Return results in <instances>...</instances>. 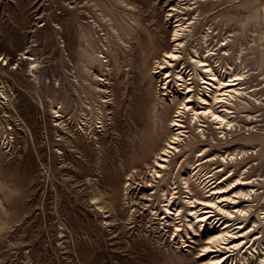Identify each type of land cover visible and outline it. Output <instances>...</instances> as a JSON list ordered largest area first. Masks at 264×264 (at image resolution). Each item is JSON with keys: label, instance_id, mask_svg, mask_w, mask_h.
I'll use <instances>...</instances> for the list:
<instances>
[{"label": "rangeland", "instance_id": "obj_1", "mask_svg": "<svg viewBox=\"0 0 264 264\" xmlns=\"http://www.w3.org/2000/svg\"><path fill=\"white\" fill-rule=\"evenodd\" d=\"M263 35L264 0H0V264H207L197 257L211 227L187 221L188 199L204 193L178 173L201 150L248 154L202 177L251 181L246 198L226 194L238 204L220 203L243 214L218 215L215 231L230 221L248 233L219 253L225 264H264ZM207 57L220 79L243 74L249 97L230 106L232 130L203 119V144L186 113L190 137L155 179L154 157L138 166L132 150L150 149L156 126L155 151L175 132L179 73L196 101L210 93L194 62Z\"/></svg>", "mask_w": 264, "mask_h": 264}, {"label": "bare ground", "instance_id": "obj_2", "mask_svg": "<svg viewBox=\"0 0 264 264\" xmlns=\"http://www.w3.org/2000/svg\"><path fill=\"white\" fill-rule=\"evenodd\" d=\"M166 58L170 59L172 63V61H177L179 59V56L175 51H172L168 52ZM194 62H196L197 65L202 68L204 73H209V75L211 76L210 78H207V81L206 78H201V81L202 79H205V81L203 82L204 84L211 86L209 89L210 93L208 95L201 96L199 99L200 102L196 101L194 99L195 89L193 88L192 83L187 81L182 73H179L178 79L179 82H181L180 86L182 87L181 90L183 91L179 96H174L173 99V104L178 105L176 115H174L171 120V127L175 129V132L171 135L170 139L166 141V144L163 143L165 144V147L160 152L157 150V152L155 151V145L157 144V141L154 137L156 136L157 132L156 126V128L154 130L152 129L153 131L148 136H146V141L149 142L148 144L151 148H147V150V146L144 147L145 145L141 138L142 141L137 143L132 150L133 155H135L136 157L134 164L136 163L138 166L141 161L144 162L149 160L150 155L151 157H154L155 165L153 166V175L156 176L155 179L163 178L166 174V171L172 170L170 167L172 157L171 154H173L174 152H176L175 155L181 153V143L185 141L187 142L188 137H190L189 131L186 130L188 127L185 126L184 122V115L186 113L192 115L191 123L194 121L193 123L198 127V130L202 136L201 144H203L207 142L205 133L206 121H204L203 119H210L208 121L213 122L218 129H222L223 133H225L226 130H232V127L234 126V122L232 120L234 111L230 106L234 105L235 101H242V98L249 97L248 93H246V88L243 87V74H232L231 76H229L230 79L223 80L218 77L217 72L215 71L208 57L205 60L196 59L194 60ZM171 63L169 62L167 64L172 66ZM167 67L168 66L163 65L161 68ZM167 78H169V75H167ZM184 87L185 89H183ZM175 100L177 101L175 102ZM183 137L184 139H182ZM203 151L204 150L200 151V153L198 154V159L196 161H193L192 158L189 157L184 159L179 166L178 173L180 174V177L183 178V183L187 185V192H189V194L191 195L194 191H200L204 193L203 198L198 197L197 194H193V196L190 198L188 197L189 199L187 203L189 204V215H187V221L190 223L189 226L194 231H196V226L203 227L209 225L211 227L208 229L209 237L207 245L203 247V254L197 257V259L203 260L208 258L207 264H225L228 258L223 255H219V253L222 252L223 249H227V252H231L232 250H229L230 248L239 249L240 247H243V241L238 242L235 240H240L241 238L246 237L248 233L244 231L246 229L245 227H243L242 225L235 226V224H231L230 221L224 222L220 225L217 232L215 231L218 223H220V221L216 223L218 215L226 214L229 219L231 218L232 220L233 218L237 217V215L235 214L236 212L240 213L241 215L244 212V210L242 209H238L237 211L226 210L220 205V203L227 201L231 204H238L239 201L235 200L236 197H232L226 194L234 192L236 189H240L239 193L237 194L243 195L246 198L247 196H249V193H245L243 190H241V188L243 186L251 185V181L245 179L244 177H239L235 181L228 183L227 186H220L223 183L222 181L220 182V185L218 184L217 186H213L216 184V182H213V179H211L214 176L213 174H211L212 171L205 174V179L202 177L203 167L204 165L217 160L221 161L224 164H229L230 162H233L235 160L244 159L246 156H248V154L246 152H242L238 154H231L229 156L221 155L217 158L216 155L208 156L206 155V151ZM221 171H223V169H220L217 172ZM232 175L233 173L227 179L232 177ZM196 188H200V190H196ZM175 189H178V187H176ZM176 193L178 195V192H175V194ZM218 194H220L219 197H217ZM219 199L222 200L220 201ZM167 202V210L169 214H172V207L177 205H175V201L172 202V200H168ZM181 208L182 207L179 205L177 208V212L180 211L179 209ZM237 229L240 230L235 231ZM179 231H181V229H179ZM231 245L234 246L231 247Z\"/></svg>", "mask_w": 264, "mask_h": 264}, {"label": "built area", "instance_id": "obj_3", "mask_svg": "<svg viewBox=\"0 0 264 264\" xmlns=\"http://www.w3.org/2000/svg\"><path fill=\"white\" fill-rule=\"evenodd\" d=\"M263 40H264V35L262 36Z\"/></svg>", "mask_w": 264, "mask_h": 264}]
</instances>
